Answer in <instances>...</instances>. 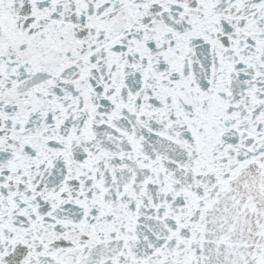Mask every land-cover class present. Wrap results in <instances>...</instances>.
I'll return each mask as SVG.
<instances>
[{
  "label": "snow or ice",
  "instance_id": "1",
  "mask_svg": "<svg viewBox=\"0 0 264 264\" xmlns=\"http://www.w3.org/2000/svg\"><path fill=\"white\" fill-rule=\"evenodd\" d=\"M0 264H264V0H0Z\"/></svg>",
  "mask_w": 264,
  "mask_h": 264
}]
</instances>
